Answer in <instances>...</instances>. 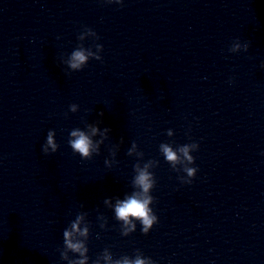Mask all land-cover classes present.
Segmentation results:
<instances>
[{"label": "clouds", "instance_id": "clouds-1", "mask_svg": "<svg viewBox=\"0 0 264 264\" xmlns=\"http://www.w3.org/2000/svg\"><path fill=\"white\" fill-rule=\"evenodd\" d=\"M104 3H115L123 5V0H102ZM88 34L95 37L96 40L99 36L95 31L87 26L84 27ZM78 39L83 40V34L78 36ZM251 46L250 42H242L239 39H235L229 51L231 53L248 52ZM96 51H92V48L78 47L71 53L70 58L67 61L68 69L72 72L83 70L89 63L90 60L102 61L101 52L103 51L102 44H95ZM231 82V81H230ZM79 106L77 104L69 105V111L76 113ZM102 116L103 113L101 112ZM87 128L90 129L91 136H95L98 132L101 134L102 139L100 141L93 142L91 136L80 128L72 129L69 133L68 144L74 153L79 154V156L84 160L92 159L93 155H99L100 145L104 142L106 134L110 131L109 128H104L101 132L98 126L88 124ZM56 135L54 130H49L47 133L46 143L42 146V152L45 155H50L56 153L59 145L54 139ZM168 136H172V130L167 131ZM122 142V141H121ZM136 148V143L133 142L132 149H129L128 155L132 154V151ZM51 149V151H49ZM199 149V144L196 142L179 145L175 148L170 143H161L159 145V151L165 158L166 162L171 166L174 171H183L186 175L180 176L178 179L182 184H191L193 179L196 177L198 168L192 167L194 165L195 158L191 154ZM114 156L115 153L113 152ZM138 155L143 156L141 152ZM105 165H108V160L105 159ZM159 161L148 160L143 164V167L139 163L134 165L135 176L132 181L134 188L139 189V191L133 192L131 195L126 196L124 199H117L114 206L115 219L117 221H122L121 235L128 236L130 233L136 230V221L141 225V231L143 234L147 235L155 224L158 223V217L154 213L152 205L154 203V197L151 195L152 190L156 185V179L154 173L149 169L157 167ZM105 204L110 203L109 200L104 201ZM84 219L82 214L76 215L75 220L70 224V228H66L63 231V245L67 250H71L74 253H79L80 258L75 260H70L69 264H89L88 247L84 241H73L74 234L78 233L80 236L87 239L89 234L88 226L85 225L83 229L80 227L81 221ZM103 227V226H102ZM61 259L67 258L66 252L60 253ZM105 261V264H155V262L149 258L143 256V254L137 250L134 257H129L124 255L118 259H114L111 251L107 248L104 249L102 254H100L92 264H100V261Z\"/></svg>", "mask_w": 264, "mask_h": 264}]
</instances>
